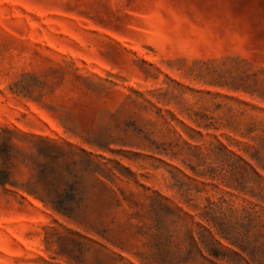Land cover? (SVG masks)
<instances>
[{"label": "rangeland", "instance_id": "obj_1", "mask_svg": "<svg viewBox=\"0 0 264 264\" xmlns=\"http://www.w3.org/2000/svg\"><path fill=\"white\" fill-rule=\"evenodd\" d=\"M202 226L264 242V0H0V264H209Z\"/></svg>", "mask_w": 264, "mask_h": 264}, {"label": "trees", "instance_id": "obj_2", "mask_svg": "<svg viewBox=\"0 0 264 264\" xmlns=\"http://www.w3.org/2000/svg\"><path fill=\"white\" fill-rule=\"evenodd\" d=\"M42 200V199H41ZM57 213L64 211L54 207ZM195 244L198 255L209 264H264V242H243L228 237L223 229L215 234L206 226Z\"/></svg>", "mask_w": 264, "mask_h": 264}]
</instances>
